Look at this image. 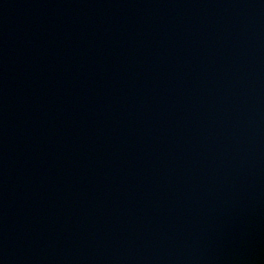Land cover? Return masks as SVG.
<instances>
[{
    "label": "water",
    "instance_id": "water-1",
    "mask_svg": "<svg viewBox=\"0 0 264 264\" xmlns=\"http://www.w3.org/2000/svg\"><path fill=\"white\" fill-rule=\"evenodd\" d=\"M0 264H264V0H0Z\"/></svg>",
    "mask_w": 264,
    "mask_h": 264
}]
</instances>
